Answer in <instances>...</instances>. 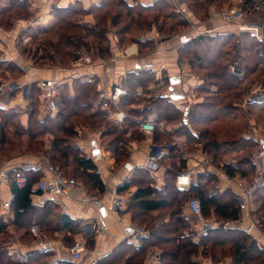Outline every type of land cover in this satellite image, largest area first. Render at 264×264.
<instances>
[{
  "label": "trees",
  "instance_id": "1",
  "mask_svg": "<svg viewBox=\"0 0 264 264\" xmlns=\"http://www.w3.org/2000/svg\"><path fill=\"white\" fill-rule=\"evenodd\" d=\"M10 1L11 4L9 9L2 14L3 16L14 9L22 12L27 10L19 0ZM196 7H198V3L193 6L194 9H196ZM121 8L127 10L126 15L131 17V20L116 32V36H118V48L125 45L126 39L124 36L128 34V31L133 30L135 27L134 25L138 27L136 29L140 30L139 23L138 21L136 22L137 18L142 19L144 15H155V18L152 20L158 21L161 16H168V12L171 10L172 6L169 0H159L150 7H143L141 5L130 7L120 0H108L101 8H93L89 11L91 14H95V25L79 22V19H82L84 14L88 12H86L79 3H75L68 8L54 9L53 14L56 22L51 29H45L39 32L30 30L26 34V36H28V34L31 35L33 43L37 45L34 57H32L33 64L37 66V68H43L42 66L45 65V62H48L52 67L66 66L68 64H72L73 66L81 56V50L87 49V52L90 53L94 48L97 51V55L95 56L99 58L98 60L110 58L112 56L111 47H104V44H109L110 41L107 23L109 20H112V25L118 27L124 14H121V12L115 13L114 11ZM201 9L203 10L204 8L202 7ZM201 9L198 8V10ZM193 14L195 19V12ZM26 16L29 15L26 14ZM207 17H209V14ZM169 18L171 17L169 16ZM174 18L175 17H173V19ZM4 19L5 18L2 17V24ZM152 26L148 25V27ZM177 26L187 28L188 24L186 21H181L178 22ZM174 29L175 25H172L171 32H173ZM74 31L76 33L79 32V35H76ZM158 32L164 35V27ZM234 38L235 36L233 35H216L215 37L196 36L190 38L180 47L179 59L187 60V57L190 56L188 60L192 66V72L202 77L206 84L212 83L208 82L210 77L214 79L220 78L223 81L224 76H221L219 73L221 68H218V60L216 57L220 55L219 48L222 46L226 47L229 45L230 40ZM252 39L255 43H258L255 38L252 37ZM204 44H206V47L208 44L210 45L204 51V56L206 57L205 60L212 61V67H210V63L207 66L201 63L204 59L202 55L198 53L197 48H203ZM145 46L150 47L152 45L146 44ZM236 47L242 52L251 51L245 49L246 43L244 46L239 43ZM194 48L196 49L195 51L192 50ZM40 49H50L52 55L50 54L48 57L37 59V53ZM23 52L25 53L27 51L24 50ZM11 63L14 69L16 68V71L20 69L16 63ZM2 64L6 65V63ZM12 66L6 67L8 73L13 71L11 70ZM224 68L223 70L229 74V87L231 91L238 89L237 84L242 82L239 77L243 74H240L241 71H239V69H234L235 71L231 72L229 70V65H225ZM142 76L147 78L150 77L148 78L151 79L149 84L152 83L153 75L146 71L128 73L122 82V86L128 92V96L122 101V107L132 117H136L138 114L136 109H132L133 106H136L138 100H140V95H138L137 91L139 89H146L142 84L143 81H141L143 79ZM73 81L76 86V95L74 98L66 97L63 99V111L58 112L55 116H49L42 121L34 120V113L29 117L28 128L25 129L24 136H27L29 139V150L34 151H29L25 154L26 156L47 157L52 168L58 169L67 177H73L75 175L77 178H73L82 183L92 194L99 196L104 193L105 184L98 173L96 163L91 158L87 157L79 148H72L69 146L67 142L68 138L77 136L78 128L85 127V125H89L94 129H102V127L105 126L101 135L102 145L105 146L107 151L113 156L115 168H117L128 159V144L136 140H141L144 137V133L141 131L139 124L134 120L125 119L123 125L119 128L115 122L107 119L104 109L97 102L96 82L83 81L81 78H76ZM33 84L34 86L32 87L30 95L32 106L40 102V89L36 83ZM136 84L138 85L136 86ZM217 88L216 91H211V88L207 89V87L204 86L200 92L202 94L207 92L206 96H208V98L214 96L220 97L223 94V87ZM240 91H242V95H245L243 90ZM59 96H62V94ZM230 96L229 94L225 97L227 98ZM235 96L239 97L238 95ZM91 100H96V105L93 101L91 102ZM156 103L158 105L156 121L159 123L163 122L167 125H171L172 123L176 124L175 122L179 120L178 118L180 115V122L183 126H189L190 124L192 126H198L197 123L206 126L205 129L199 132L197 137H192L190 140L187 139V142L197 143L199 145L206 142L210 145V140H213L215 142L214 153L207 149L206 143L204 148L214 160L217 158L215 152H220L221 150L217 135H219L220 132L218 130L222 129H217L216 127L210 128V126L214 122H222L220 120V113L224 112L227 117L232 116L233 112H230L229 104L226 102L223 104V102H221L219 105V103L216 102L206 105L204 101L196 106L197 110H202L201 113H187L188 115L185 116V112H182L174 104L169 102L167 98L160 97V100L156 101ZM246 106L247 110L262 108V112L264 113V104L258 105L254 101L252 103H247ZM0 110L3 111V109ZM247 110L246 112H241L242 115L240 117L237 116V118L235 117L236 119H234V122H231L228 128V130L231 131V135L236 134L237 131L238 134L244 133L245 128L239 129V123L237 124V122L244 121V118H247V116L248 118L253 117ZM147 112V110L143 111L145 114H147ZM7 116L14 117V114L10 113ZM187 117L189 120H186ZM8 123L9 121L0 123L1 140L5 142V144L7 143L6 139L8 135L5 133V129L8 127ZM208 124L210 125L208 126ZM177 133V135H184L180 133V131ZM45 137L51 138L50 146L47 149H45L47 145L43 142ZM154 139L155 143L158 144L160 141L159 132H156ZM241 140L243 144L237 151L245 149L246 154H248L251 141L249 139ZM231 142L233 145H236L238 140L235 141V139H232ZM40 146L44 149L43 151L39 150ZM173 151L175 150L173 149ZM178 159L179 157L177 154L171 151L169 156L162 161H168L173 168H177L179 164ZM181 162L184 165L178 168L177 171L168 172L167 183L162 190L152 185L153 181L147 169L137 170L130 180L126 181L123 186L118 189L119 195H126L133 188H137L136 193L130 201L129 211L132 214L133 223L139 227H145L149 232V239L140 250L133 249V247L129 244L127 245V243L123 244V248L125 247L131 256L123 264H144L143 258L147 250L153 247L162 249L165 264H199L194 262L193 258L200 255V248H202L200 253L207 257L210 256L215 264H219V262L216 263L217 261H215L214 258L218 250H221V254H227V251L233 260L232 264H264V250L260 248L252 235L246 234L242 229H236L227 225L210 229L202 235L199 243L193 241L192 235H186V233L191 230V225L189 220L184 216V208L189 198L192 196H195L194 199L200 201L202 206V217L204 219H207L212 211V215L219 221L232 223L241 219V212L237 205L236 192L235 195L233 192L228 193V191L221 196L218 194L208 195L205 188L206 185L208 186L209 184L208 181L212 180L209 178V176H212L211 174L198 173L197 180L200 183H192L190 189L187 191L179 189L176 185L177 176L186 169V160H181ZM0 164L4 165L5 163L1 162ZM246 165H250V168L246 167ZM222 170L230 178L245 180L254 173L252 163L245 164L240 161L236 166L226 164L225 169ZM27 176L30 180V184L27 188L19 190L12 185V192L15 195V200L12 202L11 207L14 214L13 223L8 224L0 220V264H19L5 249V244L9 241L8 230L10 226H15L17 232L21 231L20 233L29 232L27 227L29 228V224L32 223L33 219L37 216L41 219L39 223H43L49 227H54L57 221L60 220L63 229L69 230L71 234H75L77 231L76 224L68 216H56V207L53 203L48 202L43 208H37L33 205L31 197L37 194L33 191V188L41 179V174L38 171H28ZM254 203L258 209L253 215L255 219L264 226V189H260L255 193ZM167 215H170V218L167 222H164ZM24 236H26L25 233ZM216 256H218V253Z\"/></svg>",
  "mask_w": 264,
  "mask_h": 264
},
{
  "label": "crops",
  "instance_id": "2",
  "mask_svg": "<svg viewBox=\"0 0 264 264\" xmlns=\"http://www.w3.org/2000/svg\"><path fill=\"white\" fill-rule=\"evenodd\" d=\"M107 1L108 0H81L77 2L86 12L88 11L82 17L83 22L89 25H95V14H91L89 11L93 8H101ZM120 1H123L130 7L137 5L150 7L159 0ZM169 1L172 2L173 0ZM177 1L182 9L192 16L194 15L193 6L199 0ZM19 2L28 10L30 14L29 18H23L22 16L11 18V11L3 16L2 14L9 9L11 1L0 0V60L12 61L21 68H26V75L23 76V80H21L24 83L19 81L16 82L22 89L32 82L53 81L55 87L51 90V93L52 97L55 98L60 95L59 88L62 82L69 83V81L73 79L83 77L85 78L84 80L98 79L99 81H106L108 85H122L121 82H123L128 73L146 71L156 76V82L152 85L156 88V91L158 89L160 90L161 93L159 95H161V98H167L169 102L174 104L182 112L186 113V111L189 110V108L186 107H188L190 104L189 102L192 101L191 90L201 83L196 82V80L186 81L183 76L190 69L187 64L180 61L179 49L183 43L190 39L189 37L183 35H180L178 38L163 37L157 30H152L151 32L143 34L141 38L137 39L136 44L126 49H120L114 46V53L106 65L96 63L95 65L78 69L73 65L72 69L64 71L59 69L44 70L32 68L31 64L24 59L18 49L20 40L23 38L22 36L28 28L38 31L51 29L56 22L53 14L54 9L68 8L75 3L73 0H19ZM2 17L5 19L9 18V23H3V25L1 23ZM226 28H222L221 30ZM110 40L114 45L117 44V38L110 37ZM146 44H151L153 48L145 46ZM147 65H151L152 68L147 69ZM161 75L162 77L160 78L159 76ZM150 91L148 95L143 93V89H139L137 92L138 95L146 98L150 97ZM58 104L59 102H56L55 106ZM46 105L47 104H45L44 107L42 106V111L45 109L44 112L46 114L55 116L58 113L57 107L55 111H52V109L46 107ZM132 109L137 110L135 106H133ZM141 109L149 112H147L148 117L146 120L157 122L158 105L156 102L152 104L150 108L142 107ZM138 111L141 110L138 109ZM127 115L129 117L126 119L134 120L137 123L141 119V117ZM21 119L23 120L22 124L26 125L28 118L26 119L23 116ZM123 122H116V124L121 128ZM163 124V122L159 123L160 126ZM159 130L160 141L158 144L155 143V134L153 136L144 134L141 140L129 143L127 147L129 151L128 159L117 168H115L113 156L107 151L106 147L102 145L101 135L103 129L90 128V130L85 133L78 131L81 135L79 137L80 143L77 148L96 163L99 174L105 184L104 193L99 196L94 195L78 181L83 189L74 188L70 190L66 197L49 199L38 194L39 192H37L36 187H34L33 191L37 194L31 197L33 205L37 208H43L48 202L53 203L56 207V216H68L76 224L77 231L75 234H71L69 230L63 229L60 220L57 221L54 227H49L43 223H39L41 219L36 216L33 222L29 224V228L27 227V230H30L31 234L25 230L26 232L24 233L26 236H24V233L18 234L19 232L12 229L11 227L13 226L9 227V241L5 244L6 251L19 264H76V260L70 250L74 243L80 241L85 243V251L82 258L83 264H123L126 262L131 256L125 247L123 248V244L127 243V245H131L130 237L135 230L149 233L145 227H139L133 223L132 214L129 211L130 201L136 193L137 188H133L126 194L128 198L131 196L130 199H128V205L118 214H113L109 211V201L113 196L118 194V189L123 186L126 181H129L137 170H146L151 145L166 147L165 145L159 144L163 137L167 139L178 138L173 127H160ZM193 155L194 156H189L190 158H186V169L180 174L188 173L192 183L197 184V182H195L197 174L212 171L213 167H196L200 157L198 153H194ZM40 159H42V157L23 156L11 163H6L5 166L19 169L25 164L36 163ZM170 166L166 165V161H162L161 168L156 173H149L153 181L152 185L157 189L162 190L165 187L167 183V174L169 171H173L171 168L172 166ZM222 177H225V173H222ZM226 182L231 185L230 182ZM84 190L97 199L94 204H83L81 202L86 196ZM12 194V185L0 182V220L8 224L13 223L14 220V214L11 208ZM184 216L189 220L191 225V230L187 232L186 235L190 236L192 234L193 241L199 243L200 238L206 232L201 225L197 223V218L185 211V208ZM169 218L170 215H167L164 222H167ZM253 218L255 219L254 215ZM102 223L108 228L107 232L98 234L96 229L100 227ZM248 223L249 220H244L243 226H246ZM260 226L261 228L259 230L253 231L252 237L256 242L264 245V231L262 230V225ZM131 246L135 250L141 249L133 245ZM153 249L163 254L162 249L159 247ZM143 260V263L146 264L145 256ZM201 264L211 263L207 262Z\"/></svg>",
  "mask_w": 264,
  "mask_h": 264
},
{
  "label": "rangeland",
  "instance_id": "3",
  "mask_svg": "<svg viewBox=\"0 0 264 264\" xmlns=\"http://www.w3.org/2000/svg\"><path fill=\"white\" fill-rule=\"evenodd\" d=\"M240 0H199L196 3H198V7H196V9H194V12L196 14V18L195 20L198 22H206L207 20V15L211 13V11H217V10H222L226 7H231L232 5L238 3ZM195 3V4H196ZM171 10H169L168 12V16L163 17L161 16L159 18L158 21H153L152 19L155 18V15H148V16H143L142 19H138L136 20V22L138 21L139 23V29L136 25H134L135 27L133 28L132 31H128V34L124 36V38L126 39L125 45H123V47H121L120 49H126L129 46H133L134 44H136L137 39L141 38L143 34L151 32L152 30H157L159 31L161 28L164 27L165 30V34L162 35L163 37H170V38H174V37H180V35H184L185 32H187L188 30V26L186 27H180L177 26L178 22L181 21H186L183 16L178 12L177 7L179 6V4L177 3V6L175 4L174 1L171 2ZM204 8L203 10L201 8ZM201 9V10H198ZM115 13H119L121 12V14L123 13V17L120 20V23L118 24V27L113 26L112 25V20H109L107 23V27L108 29V33H109V38L110 37H114L117 38L118 36H116V32L119 31V29L121 27H123L124 25L128 24L131 20V17H128L126 15L127 10L125 8H121L119 10H115ZM10 14V13H9ZM26 14H29V12L27 10H25L24 12L14 9L11 11V18H18V17H23V18H29V16H26ZM169 16L171 18H169ZM135 17V16H133ZM132 17V18H133ZM173 17H175L173 19ZM136 19V18H134ZM79 22H83L82 19H79ZM3 23H9V18L4 19ZM242 24H244L245 26H257L260 27L263 33V41L264 42V10H260L257 11L249 16H247L244 21L242 22ZM148 25H153L152 27H148ZM175 25V29L173 32H171V26ZM150 28V29H149ZM30 30H34L33 32H39L38 30L32 29V28H28L26 30V32L24 33V35L22 36L23 38L20 40L18 49L20 51V53L22 54V56L24 57V59L31 64L32 68H37V66H35L33 64V59L32 57H34L35 51L37 49V45L35 43H33V38L31 37V35L28 34V36H26L27 32ZM74 33L77 35L79 32H75ZM35 34V33H34ZM79 35V34H78ZM219 36V35H233L235 36L234 39L230 40L229 45H227L226 47H221L219 48V55L217 58L218 60V68L221 70L219 71V73L221 74V76L223 75V81L218 78V79H214L211 78L208 80V82H212V83H205V80L202 77H199V75L195 74L192 72V66L189 62V57L188 56L187 60L186 59H182L180 60L181 62L185 63L188 65L189 67V71H187L185 73V75H183L185 77V80H196V82H201L198 86L196 85V87L191 90V98L192 101H190L188 104L189 106L186 108H189L188 111H186L185 116L188 115L189 113H201L202 110H197L196 106L200 103H203L205 101L206 105H208L209 103H216L218 102L219 105L221 102H223V104L226 102L227 104H229L230 107V112L232 111L233 114L231 117H227L226 114L220 113V120L222 122L218 123L214 122L210 128H214L216 127L217 129H222V130H218L219 135H217V139L221 145V150L220 152H215L216 153V159L214 160L212 156L209 155V152H207L204 148L205 143L203 142L201 145L197 144V143H188L187 139L190 140V138H194L195 136L197 137L199 132L202 131L203 129H205L206 126H204L203 124H199L197 123L198 126H192L191 124L189 126H183L182 123L180 122V115H179V120L177 122H175L176 124L172 123L171 125H167V124H163L161 125L162 128H166V127H173L175 130V133L178 134L177 132L180 131V133H183L184 135H178V138L174 139V138H162L161 142L159 144L165 145L166 147H169L170 150L172 152H174V154H177V156L179 157V164L177 165V168H173L170 166V162L166 161V165L170 166L172 168L173 171H177L178 168L182 167V165H184L181 160H186V158H190L189 155L194 156V153H198V155H204V157H206L207 159H209L211 161V165H212V171H208L206 172V174H211L212 176H209V178H211V181H208V186L206 185L205 191L208 193V195H215L218 194L219 196H221L222 194H226V192L228 191V193H234L235 195V189L233 188L232 185H229L225 179L222 177V173H224V171L222 169H225V165L226 164H232V165H238V162H243L245 164L247 163H252L253 166V170L254 173L253 175H251V177L247 178L248 181H253V179L256 177V171H257V167L260 165L261 161V146H260V141L264 139V113L262 112V108H254L253 110H247V103H252V102H256L258 105H263L264 104V43L258 41V39L256 37H254L253 33L250 31H240L239 27L233 26V27H229L223 30H220L216 33H214L213 35L211 34H205V35H200V36H205V37H212V36ZM253 38H255L257 40V42L259 43H255L253 41ZM29 40V41H28ZM113 41V40H112ZM239 43L244 46L246 43V48L247 50H251L248 52H242L240 50H238V46ZM111 47V51L112 54L114 53V45L113 42H111V40L109 41V44H104V47ZM210 45L208 44L207 47H209ZM206 44L203 45L202 47L197 48L198 53H200V55H202L204 61L201 62L202 64H205V66H207L210 63V67H212V61L211 60H205V56H204V51L207 49ZM218 47V46H217ZM216 47V48H217ZM235 47V48H234ZM150 48H153V46H150ZM27 51V52H23V51ZM193 51H195L196 49H192ZM82 52L80 53L81 56H89L93 63H98L99 61H107L110 58L104 59V60H98L99 58L95 55H97V51L94 48L90 53L87 52V49H83L81 50ZM52 55V51L50 49L47 50H43L40 49L37 53V59L41 58V57H48L49 55ZM213 54V53H212ZM215 55V53H214ZM94 56V57H93ZM215 58V57H214ZM215 58V59H216ZM5 60H0V123L3 122H7L9 121V123L7 124V128L5 129V133H7V139H6V144L5 142H3L1 139V134H0V163L4 162L6 163H11L17 159H20L23 156H26L25 153L29 152V151H34V150H29V139L27 138V136H24V131L26 128H28V121H29V117L32 115V113H34V120H44L45 118H48L49 115L46 114L44 111H42V106L44 107L45 104L46 107H50V103L54 102H59V104L56 106L58 112L63 111L64 109V104H63V99L66 97H71L74 98L75 97V92H76V86H75V82L69 81V83L66 82H62L61 87L59 88L60 90V94H62V96H57L54 99L53 98H46V92H44L40 87H39V83H36L37 86L40 89V95H39V104L32 106L31 101H30V95H31V91H32V87L34 86L33 82L29 83V87L26 86L24 89H22L20 87V85H18L16 82L19 81L21 83H24L22 78L23 76L26 75V68H21L19 70H15L14 66H12V61H6ZM2 63H6V65H3ZM9 63V64H8ZM45 65L42 66L43 68H37V69H44V70H50V69H59V70H70L72 69V64H68L66 66H58V67H52L50 66V64L48 62L44 63ZM12 66L11 70H13L12 72H7V68L8 66ZM49 65V66H48ZM225 65H229V70L231 72H234V69H239V71H241L240 74H243L242 76L239 77V79L242 82H239L237 85L238 89L231 91L230 89V85H229V74H227L223 69H225ZM233 65V66H232ZM149 66V65H147ZM151 66V65H150ZM211 70V69H210ZM214 71V70H212ZM22 72V74H21ZM152 83L149 84V81L151 79H148L150 77H143V79L141 81L142 84L145 86V90L143 89V93L145 95L149 94L150 91V97H146L143 98V96H140V100H138V103L136 104V108H137V112L138 114L136 115V117H141V119L146 120L148 117V113L145 114L143 113L144 110H142V107H146V108H150L152 106V104H155L156 101L160 100L161 95H159L161 92L158 89L156 91V88L153 87V83L156 82V76L154 74H152ZM160 78L162 77L159 76ZM85 78L81 77V80L83 81H92V82H96V98H97V102L98 104H100V106L102 107V102L100 100V94L98 91V87L102 84V81H99L98 79H88V80H84ZM140 79V78H139ZM68 80V79H67ZM66 80V81H67ZM65 81V80H64ZM122 84V82H121ZM138 84H136L137 86ZM122 86V85H121ZM135 86V87H136ZM206 86L207 89L211 88L210 90L212 91H216L218 88L217 87H223V94L220 97H212V98H208V96H206V93H201L200 90H202V88ZM123 87V86H122ZM124 88V87H123ZM125 89V88H124ZM243 90L245 92V95H242V91ZM154 91V92H153ZM231 95L230 97H225L227 95ZM142 95V94H141ZM235 95H238L239 97H236ZM93 96V94H92ZM155 99V101H154ZM219 100V101H217ZM225 100V102H224ZM86 101H90V100H86ZM94 102V104L96 105V100H91V102ZM210 101V102H209ZM22 103V104H21ZM165 105V104H164ZM218 105V104H217ZM8 106V107H7ZM6 107V108H5ZM219 108V107H218ZM141 110V111H138ZM121 110L125 113H127V111L122 107ZM249 111V113L252 114L253 117H249L247 116V118H244V121H240L237 122V124L239 125V129L241 128H245L244 133H239L238 131L236 132V134L231 135V131L228 130L229 126L231 125V122H234V119L238 117H240L242 115L241 112H246ZM231 112V113H232ZM14 114V117L11 116H7L8 114ZM105 113V111H104ZM188 113V114H187ZM128 114V113H127ZM179 114V113H178ZM144 115V116H142ZM8 118H7V117ZM28 118L27 124L23 125V120L21 118ZM105 116L107 117L108 120H110V118L107 116V114L105 113ZM236 117V118H235ZM140 119V120H141ZM241 119V118H240ZM186 120H189L188 117L186 118ZM112 121V120H110ZM115 122V121H113ZM116 123V122H115ZM159 124V122H157ZM209 123V122H208ZM245 124V125H244ZM210 124H208L209 126ZM244 125V126H243ZM89 125H85V127H79L78 131L85 133L86 131L90 130ZM105 128V126L102 127V129ZM93 129V128H92ZM159 132L160 130L156 129V132ZM156 134V133H155ZM81 134L75 136V137H71L68 138L67 142L68 145L71 146L72 148L74 147H78L79 145V137ZM192 135V136H191ZM50 137H45L43 139V142L45 143V145H47V147H45V149L49 148L50 146ZM232 139L238 140L236 145L232 144ZM241 139H249L251 141V147L248 150V154H246L245 149L244 150H239L243 144V142H241ZM210 145L208 143H206L207 145V149L210 151L214 150V145L215 142L213 140H210ZM10 144V145H9ZM173 149L175 151H173ZM40 151H43L44 149L40 146L39 148ZM183 151V152H182ZM200 152V153H199ZM202 153V154H201ZM214 153V151H213ZM246 155V156H245ZM34 157V156H31ZM42 159H45L49 162L47 157H42ZM177 160V161H178ZM174 163V162H173ZM4 164V165H5ZM177 164V163H176ZM3 165V164H0ZM186 166H187V160H186ZM250 165H246V167H249ZM250 168V167H249ZM208 176V175H207ZM75 178H77L75 175L73 176ZM250 179V180H249ZM195 182L200 183L197 180V177L195 178ZM126 196V195H125ZM127 197V196H126ZM131 197V196H130ZM130 197L127 199H130ZM191 198H195V196L191 197ZM189 198V199H191ZM256 210L257 211V206ZM212 211L210 213V215L207 217V219H209L210 221H212L214 219V221H219L218 219H216V217L214 215H212ZM264 216V214H263ZM214 217V218H213ZM264 218V217H263ZM264 220V219H263ZM261 221V220H260ZM262 222V221H261ZM262 225V224H261ZM12 229L16 230V227L13 226L11 227ZM262 230L264 231V226H262ZM18 234H21V231H18ZM29 233L31 234V231L29 230ZM192 235V234H191ZM255 240V239H254ZM80 242V241H77ZM132 245V244H131ZM134 246V245H133ZM155 248V247H153ZM152 248V249H153ZM149 251V249L147 250V252ZM200 252L202 251V248H200L199 250ZM226 251V250H225ZM147 252L145 255V258L147 256ZM199 252V256L193 258V261L196 263H211V264H215L212 261V258L210 256H205L202 255ZM221 250H218V252H216V254L218 253V256H216L215 254V261H217L216 263L219 262V264H232L233 260L231 259V257L229 256V253L226 251L227 254L225 253H220ZM225 254V255H224ZM163 256V254H162ZM163 264H165V261L163 259Z\"/></svg>",
  "mask_w": 264,
  "mask_h": 264
},
{
  "label": "built area",
  "instance_id": "4",
  "mask_svg": "<svg viewBox=\"0 0 264 264\" xmlns=\"http://www.w3.org/2000/svg\"><path fill=\"white\" fill-rule=\"evenodd\" d=\"M77 3L81 0H73ZM177 6L178 1L173 0ZM179 4V3H178ZM178 12L183 16L188 24V30L183 36L193 38L200 35L211 34L218 32L222 28L239 27L240 31H250L258 41H263V33L260 27L257 26H245L242 24L244 19L260 10H264V0H240L238 3L231 7H226L222 10L212 11L209 14L206 22H198L194 17L187 13L184 9L177 7ZM199 32V33H197ZM100 65H106L107 61H99ZM89 56H80L75 62V68H85L90 65H95ZM152 66H147V69H151ZM39 87L46 92V98H53L51 90L55 87L53 81H41ZM100 94V100L102 102V108L104 109L110 120L117 123L123 122L129 116L127 113L121 110L122 101L128 96V92L120 84L108 85L106 81H102V84L98 87ZM54 99V98H53ZM50 109L56 110L55 103H50ZM138 124L141 131L146 135L153 136L156 133V129H160V125L151 120H139ZM261 146V163L257 167L256 177L253 181H248L239 178H230L225 174L224 179L231 183L236 191V201L241 212V219L232 223H224L223 221H210L202 217V206L199 200L189 199L185 205V211L189 212L192 216L197 218V223L201 225L203 230L207 232L210 229L218 228L223 225L234 227L236 229H242L246 234L252 235L254 230H259L261 224L258 220L253 218V213L256 210L255 207V193L264 189V139L260 141ZM183 152V151H182ZM171 150L169 147H160L151 145L150 153L148 155V162L146 169L149 173L154 174L161 168V162L164 158L169 156ZM202 154V153H201ZM191 156V155H189ZM200 160L196 167L212 166L211 161L199 155ZM28 171H38L41 174V179L36 184V190L42 197L49 199L66 197L70 190L74 188H82V185L73 178L65 176L58 169L52 168L50 163L45 159H40L36 163L25 164L22 168H12L5 165H0V182L13 185L19 190L27 188L30 184ZM99 173V171H98ZM176 185L181 190H188L192 185V180L188 173L179 174L176 179ZM85 191V190H84ZM86 196L82 199L83 204H94L97 199L85 191ZM15 200V195H11V203ZM10 204V203H9ZM128 205V199L125 195H115L109 201V211L113 214H118L123 211ZM244 220H249L246 226H243ZM105 224H101L98 227L97 233L104 234L107 232ZM149 239V233L135 230L130 237V243L135 247L142 248L146 241ZM261 249L264 250V245L257 242ZM71 253L76 260V264H83L82 258L85 251V243L76 242L71 247ZM146 264H163L162 253L155 249H150L147 252Z\"/></svg>",
  "mask_w": 264,
  "mask_h": 264
}]
</instances>
